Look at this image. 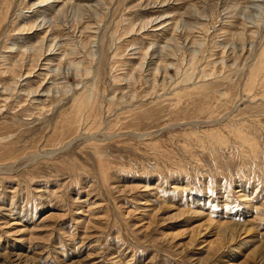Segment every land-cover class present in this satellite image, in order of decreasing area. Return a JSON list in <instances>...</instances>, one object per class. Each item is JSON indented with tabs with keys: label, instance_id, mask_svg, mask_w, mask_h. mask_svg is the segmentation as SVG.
Here are the masks:
<instances>
[{
	"label": "rangeland",
	"instance_id": "374dc122",
	"mask_svg": "<svg viewBox=\"0 0 264 264\" xmlns=\"http://www.w3.org/2000/svg\"><path fill=\"white\" fill-rule=\"evenodd\" d=\"M0 264H264V0H0Z\"/></svg>",
	"mask_w": 264,
	"mask_h": 264
},
{
	"label": "bare ground",
	"instance_id": "6f19581e",
	"mask_svg": "<svg viewBox=\"0 0 264 264\" xmlns=\"http://www.w3.org/2000/svg\"><path fill=\"white\" fill-rule=\"evenodd\" d=\"M85 100H86V99H85ZM79 103L82 104V103H84V102H83V101H80ZM82 105H83V104H82ZM80 107H81V106H80Z\"/></svg>",
	"mask_w": 264,
	"mask_h": 264
}]
</instances>
